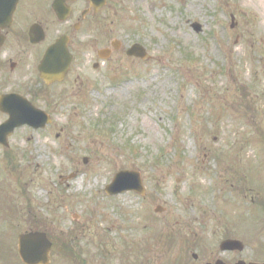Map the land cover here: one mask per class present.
<instances>
[{"label":"rangeland","instance_id":"1","mask_svg":"<svg viewBox=\"0 0 264 264\" xmlns=\"http://www.w3.org/2000/svg\"><path fill=\"white\" fill-rule=\"evenodd\" d=\"M106 8L100 27L73 44L68 84L53 89L51 106L40 103L51 125L21 129L0 147L1 249L12 257L8 246L32 228L75 242L90 261L146 244L138 261L194 264L197 241L211 251L227 236L236 171L261 166L264 177V0H107ZM104 38L123 53L96 71L89 60ZM136 43L147 62L125 57ZM123 170L140 172L144 198L105 196Z\"/></svg>","mask_w":264,"mask_h":264},{"label":"flooded vegetation","instance_id":"2","mask_svg":"<svg viewBox=\"0 0 264 264\" xmlns=\"http://www.w3.org/2000/svg\"><path fill=\"white\" fill-rule=\"evenodd\" d=\"M52 4L53 0H20L10 17H0V97L18 96L44 111L49 110L40 103L51 106L53 89L68 84L70 76L74 73L77 57L72 51V46L77 36L81 34L82 37L85 31L93 29L99 14L107 9V0L97 11L85 0H75L65 4L68 14H64L65 20L60 21ZM77 4L82 7L77 8ZM88 18L92 20L88 21ZM96 24L100 27V22ZM60 38L74 60L63 82L57 84L51 80L50 84L46 85L40 79L38 68L46 51ZM115 40L117 39L104 38L103 41L107 44L93 50L91 58H94V61L89 60L93 70L97 71L123 53L121 43L117 51L113 50L112 43ZM74 84L78 88L82 86L81 77L76 76ZM49 113L52 114L51 111ZM6 119L7 116L0 112V124ZM18 131L19 129L14 130L11 136L16 135ZM260 167L245 166L243 170L236 171L240 176L231 182L232 200L225 216L227 236L224 240L238 244L221 251V241L214 244L211 251H206L200 246V241H197L194 264H264V177L261 176L262 173L259 175ZM247 169L254 174L247 175ZM50 242L48 264H135V257L130 255V248H118V256L103 255L99 250L101 254L90 261L83 259L82 254L86 250H81L77 245L75 250H69L71 246L68 247L67 242L56 234ZM6 262L22 264L18 256L10 257Z\"/></svg>","mask_w":264,"mask_h":264},{"label":"water","instance_id":"3","mask_svg":"<svg viewBox=\"0 0 264 264\" xmlns=\"http://www.w3.org/2000/svg\"><path fill=\"white\" fill-rule=\"evenodd\" d=\"M66 0H55V4L61 5ZM18 0H0V16H10L17 5ZM198 32L199 27L195 26ZM128 56H135L144 59V51L139 46H133L127 52ZM50 57L51 52H48L43 64L45 74L50 71ZM71 58L67 51L58 42L52 48V76L56 80H62L68 71ZM8 98L0 100V106L9 103ZM4 112L8 113L9 120L0 127V143L10 134L14 128L28 125L34 129L44 128L49 123L48 118L42 114L34 111L27 104L21 105L19 108H6ZM86 163V159L84 160ZM125 192H135L141 196L144 195V188L142 186L141 175L137 171H122L117 173L111 184L105 188V193L109 196L123 194ZM161 209L157 208L156 212ZM50 242L46 235L42 233H30L21 235L18 238V253L25 264H48ZM226 244L223 245V248Z\"/></svg>","mask_w":264,"mask_h":264}]
</instances>
